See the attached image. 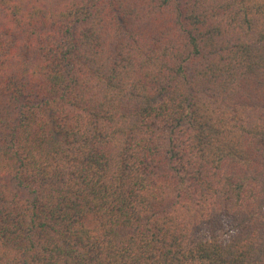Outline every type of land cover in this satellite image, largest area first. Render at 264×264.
<instances>
[{
	"label": "trees",
	"instance_id": "1",
	"mask_svg": "<svg viewBox=\"0 0 264 264\" xmlns=\"http://www.w3.org/2000/svg\"><path fill=\"white\" fill-rule=\"evenodd\" d=\"M0 264H264V0H0Z\"/></svg>",
	"mask_w": 264,
	"mask_h": 264
}]
</instances>
